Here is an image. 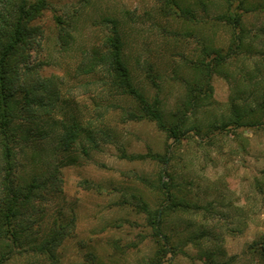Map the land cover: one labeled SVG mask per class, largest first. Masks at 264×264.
Here are the masks:
<instances>
[{
    "label": "trees",
    "instance_id": "1",
    "mask_svg": "<svg viewBox=\"0 0 264 264\" xmlns=\"http://www.w3.org/2000/svg\"><path fill=\"white\" fill-rule=\"evenodd\" d=\"M81 1L83 8L91 2ZM154 1L159 18L187 24L199 36L200 49L191 55L174 51L169 55L171 78L185 86L171 121L161 97L165 74L157 60L141 61L127 51L119 19L105 18L111 27L101 47L85 51L78 65L80 74L95 76L103 85L94 120L84 121L70 112L72 101L64 99L60 77L43 75V64L33 62L34 50L43 40L37 21L50 1L0 0V264H63L60 250L75 235L77 215L72 207H53L63 195L61 169L77 162L71 151L79 141L95 148L112 140L115 131L105 124L111 112L118 109L123 122H154L175 143L190 132L212 139L227 128L264 125V0ZM78 16V11L67 18L55 16L64 51L75 37ZM253 17L259 23H249ZM220 28L230 33L227 46L215 44ZM216 75L230 85L227 113L220 116L211 114ZM147 86L156 89L155 95L148 94ZM201 113H206L205 123ZM82 149L88 153L85 145ZM123 157L151 158L166 166L157 183L143 180L157 193V207L134 196V207L145 214L156 246L142 264H171L178 255H187L189 246L197 248L205 264H232L235 258L227 257L221 234L207 226L223 211L215 201L192 196L193 183L169 173L173 157L168 150L146 155L124 152ZM166 175L169 181L164 180ZM189 217L205 222L195 225ZM255 251L264 256V240ZM89 254L87 264H99L95 253Z\"/></svg>",
    "mask_w": 264,
    "mask_h": 264
},
{
    "label": "rangeland",
    "instance_id": "2",
    "mask_svg": "<svg viewBox=\"0 0 264 264\" xmlns=\"http://www.w3.org/2000/svg\"><path fill=\"white\" fill-rule=\"evenodd\" d=\"M49 1L50 8L37 21L43 29V40L32 58L43 64V75L60 77L64 99L72 101L69 110L73 115L93 121L96 102L102 100L101 82L95 76L80 74L77 68L85 51L101 47L111 27L104 20L110 17L122 22L127 51L134 58L157 60L165 74L161 83L165 116L169 121L175 119L176 103L184 96L185 86L171 78L169 55L173 51L191 55L200 49L193 28L159 18L154 0H91L84 8L81 0ZM77 11L75 37L64 51L57 37L55 16L67 18ZM248 20L259 23L255 17ZM174 30L179 34L175 35ZM229 39V31L223 28L214 36L218 46H227ZM212 84L216 104L211 114H226L230 85L218 75ZM147 91L149 95L156 93L150 86ZM201 117L204 123L208 120L206 113ZM106 119L105 124L115 131L112 140L100 142L95 148L79 141L71 151L77 162L61 169L63 195L53 207H72L77 215L75 235L60 250L63 264H87L90 252L95 253L99 264H142L154 254L151 230L145 214L134 207V196L157 207V193L143 180L157 183L166 166L151 158L131 160L123 155L163 154L167 150L173 157L169 173L179 181L193 183L192 196L203 202L215 201L223 211L224 215L216 216L207 226L221 234L227 257L235 258L232 264H264V256L255 251L264 240V125L227 128L216 132L212 139L190 132L187 139L175 143L154 122H123L118 109ZM169 179L168 175L164 178ZM189 219L195 225L205 222L202 217ZM187 250V255H178L171 264H205L198 258L197 248L189 246Z\"/></svg>",
    "mask_w": 264,
    "mask_h": 264
}]
</instances>
